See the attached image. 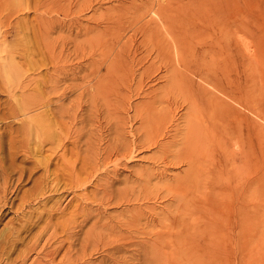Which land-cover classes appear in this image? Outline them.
Segmentation results:
<instances>
[{"label":"rangeland","instance_id":"rangeland-1","mask_svg":"<svg viewBox=\"0 0 264 264\" xmlns=\"http://www.w3.org/2000/svg\"><path fill=\"white\" fill-rule=\"evenodd\" d=\"M54 2L1 0L0 264H71L69 244L77 262L108 260L98 227L125 207L129 264H264V139L251 126L264 135V0ZM119 119L127 145L142 144L132 158L64 182ZM114 168L116 201L94 202ZM82 202L102 220L72 229Z\"/></svg>","mask_w":264,"mask_h":264},{"label":"bare ground","instance_id":"bare-ground-1","mask_svg":"<svg viewBox=\"0 0 264 264\" xmlns=\"http://www.w3.org/2000/svg\"><path fill=\"white\" fill-rule=\"evenodd\" d=\"M52 1H54V0H52ZM57 1H59V0H55V2L57 3ZM54 2V3H55ZM70 2V1H69ZM1 12H3L2 11V8H1V0H0V14H1ZM4 13V12H3ZM6 16H7V14H6ZM3 17H5V15L3 16ZM8 17H9V15H8ZM14 36V35H13ZM52 58H51V61H52V65H53V67L55 68V72H58L59 71V66H58V61L60 60V57H58V56H54V55H52L51 56ZM62 61V60H61ZM63 62V61H62ZM61 66V65H60ZM62 68V67H61ZM74 69V68H73ZM79 70V69H78ZM60 72V71H59ZM58 72V73H59ZM62 72V71H61ZM71 72H73V71H71ZM77 72V71H76ZM63 73H65L66 75H67V71L65 70H63ZM59 75V74H58ZM61 75V74H60ZM73 75V74H72ZM65 76V75H64ZM64 76H62V77H64ZM61 77V78H62ZM53 80H57L58 81V76H54V78H52ZM51 79V80H52ZM97 86V85H96ZM98 87V86H97ZM95 88V87H94ZM63 95V94H62ZM62 105V104H61ZM63 106V105H62ZM62 106H60V107H62ZM59 107V108H60ZM59 108L57 107V109L59 110ZM63 108V107H62ZM122 109H123V107H122ZM65 110V109H64ZM72 119V118H71ZM119 121V124H122V125H119V126H121V130L119 129V136H117L116 138H115V141L113 142V143H111V144H107L105 147H103V148H101L100 149V151L98 152V151H96L93 147H89L88 149H87V153H88V155H91L92 157H89L88 156V166L87 167H82V166H80L78 169H77V171L75 170L76 168H74V166L72 165H70V166H66L67 168H64L63 170H62V172H60V173H62L61 174V176H63L62 178H60V179H62V180H64V182L65 181H68V183L69 182H73L74 183V186L76 185L77 186V182H79V184H83V183H85V181H84V178L86 179V177H84L83 179L81 178V175L80 174H82V173H85V174H87V173H91L92 171L93 172H96L98 169H100V167H102V165L104 166V164L105 163H107V162H109L111 159L110 158H112L113 157V155H120V156H123V157H130V159L132 158V156L131 155H134V154H132V151H131V148H135V147H140V145H142V144H140L139 142V140L137 139H135V140H133V143L131 144V146L129 147L128 145H127V139L126 138H124L123 137V135H125V134H123V131H125V129L124 128H126V126H125V124H124V122L122 121V120H118ZM118 121H116V123H115V129H116V131H118V129L117 128H119V127H117L118 126ZM117 124V125H116ZM124 125V126H123ZM126 125H127V123H126ZM251 126H253L252 128L254 129V132H255V136L256 135H259L258 137H261V139H264V137H262V136H264L263 134H262V136H261V132H260V128H257V126L255 125V123H252L251 124ZM122 128H123V131H122ZM49 130V129H48ZM129 131V130H128ZM264 131V130H263ZM253 132V133H254ZM77 133V132H76ZM78 133H79V131H78ZM78 133L77 134H75L76 136L78 135ZM81 133V132H80ZM264 133V132H263ZM79 136V135H78ZM126 136H127V134H126ZM129 136V135H128ZM145 136H143V138H144ZM139 138V137H138ZM143 138H139V139H143ZM78 139V138H77ZM256 139V138H255ZM74 140V139H73ZM80 140V139H79ZM131 140V139H130ZM144 141H145V139H143ZM74 141H76V140H74ZM113 141V140H112ZM129 141V140H128ZM77 142H78V140H77ZM100 143V142H99ZM110 143V142H109ZM130 143V142H129ZM157 143V145H161L162 143H160V142H156ZM165 145V144H164ZM87 146V145H86ZM95 146H97V145H95ZM100 146V145H99ZM162 146V145H161ZM166 146H168V145H166ZM165 146V147H166ZM138 147V148H139ZM164 147V146H163ZM165 147L164 148H162V149H164L165 150ZM161 148V147H160ZM94 149V150H93ZM98 149V148H97ZM162 149H160V150H162ZM166 151H169V150H166ZM165 151V152H166ZM134 152H135V150H134ZM133 152V153H134ZM179 152V151H178ZM177 152V153H178ZM163 153H164V151H163ZM162 153V155H166V153H164L163 154ZM172 153V152H171ZM79 155V154H78ZM77 155V156H78ZM164 155V156H165ZM65 156V155H64ZM161 157H163V156H161ZM167 158H169V157H167ZM240 158V157H239ZM244 158V157H243ZM62 159H64V158H62ZM110 159V160H109ZM65 160V159H64ZM124 160V159H123ZM128 160H129V158H128ZM168 161H170V160H168ZM191 161V160H190ZM75 162V161H74ZM174 162V161H173ZM167 163V162H166ZM187 164L188 163H190L189 161L188 162H186ZM191 163H192V166H193V162L191 161ZM168 164V163H167ZM166 164V165H167ZM170 165V164H169ZM169 165H167L166 167H168ZM191 165V164H190ZM157 166V165H156ZM164 166V165H163ZM75 167H76V165H75ZM123 167H127L126 166V164H123ZM122 167V168H123ZM157 168V167H156ZM102 169V168H101ZM104 169V168H103ZM102 169V170H103ZM115 169V168H114ZM158 169H160V168H158ZM162 169V168H161ZM151 170H152V168H151ZM150 170V171H151ZM154 170V169H153ZM61 171V170H60ZM99 171H101V170H99ZM107 171V170H106ZM136 171V170H135ZM142 171V170H141ZM147 171V170H146ZM157 171V170H156ZM159 171V170H158ZM92 172V173H93ZM116 169L115 170H113V175L111 176V178L109 179V181H106V184L105 185H99V188H100V191H98L97 193H96V196H93V201L94 202H96V201H98L99 203H105L106 205L108 204H110V201L111 202H115L116 201V199H115V201L113 200L112 201V199L111 198H113V196L115 195V194H113L114 192V188H113V191H112V189H111V186L114 184L113 182H114V180L116 179ZM155 172V171H154ZM161 173H162V171H160ZM168 172V171H167ZM187 172V171H186ZM186 172L184 173V174H186ZM99 173V172H98ZM147 173V172H146ZM153 172L151 171L150 172V174H152ZM156 173V172H155ZM159 173V172H158ZM195 173V172H194ZM118 174V173H117ZM160 174V173H159ZM164 174H165V172H164ZM191 174H193V172L191 173ZM89 175H91V174H89ZM88 175V176H89ZM109 175V174H108ZM111 175V174H110ZM147 175V174H146ZM155 175V174H154ZM187 175V174H186ZM60 176V175H59ZM97 176V175H96ZM90 177V176H89ZM101 177V176H100ZM108 177V176H107ZM147 177H148V175H147ZM151 177V176H150ZM190 177V175H188V177L187 178H189ZM88 178V177H87ZM142 180H143V182H145V180L146 179H144L143 177L141 178ZM149 179V178H148ZM119 180V179H118ZM149 181V180H148ZM116 182V181H115ZM58 183V182H57ZM71 183H69V184H71ZM142 183V182H141ZM44 184V183H43ZM133 184H134V182H133ZM143 184V183H142ZM145 184H147V183H145ZM53 185V184H52ZM66 185V184H65ZM136 185H138V184H136ZM139 185H140V183H139ZM36 186H38L37 184H36ZM148 186V185H147ZM112 187H114V185L112 186ZM139 189L141 188V187H144V185H142V186H137ZM55 189H59V188H56L55 187ZM118 190V189H117ZM117 190H115V191H117ZM121 193V197H123V194L124 193H127V192H125V190H123V194H122V191L120 192ZM131 193H132V191H131ZM98 194H99V196H98ZM116 194H118V196H119V191H118V193L116 192ZM97 196H98V198H97ZM126 196L127 195H125V198H126ZM96 197V198H95ZM99 197L101 198V199H99ZM146 197V196H145ZM85 198V197H84ZM118 198H120V197H118ZM135 198V197H134ZM82 200V199H81ZM86 199H84V201H85ZM90 200V199H89ZM92 200H90V201H92ZM121 200V199H120ZM119 200V201H120ZM139 200H140V198H139ZM90 201H87V202H90ZM118 201V203H120ZM124 201L126 202V201H129V199L127 198V199H124ZM57 202V201H56ZM81 202V201H80ZM83 203V202H82ZM82 203H76V205H77V207H76V209H79L78 211H77V214H76V216H79V217H81L82 219H81V221H77V219H76V216L73 218V217H71V228L73 229H76V228H80L81 226H82V223L83 222H86V221H89L90 219H93V225L94 224H96L97 222H99L100 220H102L101 218V216L102 215H100L99 213H98V211H97V213L96 214H93L92 212H90L91 210H90V208L89 209H87V206H86V204H82ZM140 203V202H139ZM58 204V203H57ZM56 204V205H57ZM117 204V203H116ZM57 206H59V205H57ZM144 206V205H143ZM143 206H141V207H143ZM137 207V206H136ZM128 208H130V207H125L124 209H126V211L125 212H127L128 214L129 213H132V215H134L133 213H135V211H132L131 210V212L129 211L128 212ZM131 208H135V207H131ZM151 208V207H150ZM63 209V208H62ZM123 209V210H124ZM135 209H137V208H135ZM147 209V208H146ZM99 210V209H98ZM130 210V209H129ZM139 210H141V209H139ZM92 211H94V209L92 210ZM144 211V210H143ZM121 212V211H120ZM124 212V215L122 214V212L120 213L121 215H117V217L119 216L120 217V219H119V217L117 218V219H115V221L114 220H112V218H110V217H107V218H109V220H107V218H106V216L104 217L106 220H104V222L103 223H101L100 225H99V229L102 231V232H98V234L100 235V236H102L103 237V239H101L100 237H98V239H99V243H101L102 244V247L104 248V249H106L107 248V250H106V256H107V259L108 260H105L104 259V261H100V262H98V263H93L94 261H90V262H92V263H89V261H86V263L87 264H129V260H130V258L132 257V252H131V244L133 243V241H132V238L135 236L134 235V233H132V228L136 225V223H134V225H132L133 227H131V224H133V222L131 223V221H134L135 222V220L133 219V220H128L127 218H128V216L126 215V217L127 218H123L122 217V219H121V216H124L125 217V213ZM140 213H142L141 211H139ZM147 212H148V210H147ZM91 213L94 215H91ZM136 213L138 214V212L136 211ZM143 213H145V212H143ZM153 213V212H152ZM109 214V213H108ZM136 214V215H137ZM146 214V213H145ZM131 214H129V216H130ZM144 215V214H143ZM154 215V214H153ZM115 216V215H114ZM149 216V215H148ZM134 218H137V220L139 219V217L140 216H133ZM144 217H146V215H144ZM151 217V216H150ZM103 218V219H104ZM129 218H131V216L129 217ZM143 217L141 216V218L138 220V221H140V222H142L141 221V219H142ZM152 218V217H151ZM148 219H149V217H148ZM147 219V221H149ZM70 220V219H69ZM151 221V220H150ZM70 222H68V223H70ZM140 222H138V223H140ZM143 223H146V222H143ZM148 223V222H147ZM104 224V225H103ZM62 225V224H61ZM140 226V225H139ZM95 228V227H94ZM137 227L135 226V228H133V230L134 229H136ZM139 230H141V229H139ZM139 230H135V233H140L142 236H144L143 238H142V240L141 241H139L140 243H145V242H148V238L147 237H145L146 235V231L144 230H141L142 232H140ZM104 231V232H103ZM72 232V231H71ZM74 232V231H73ZM134 232V231H133ZM103 233H104V235H103ZM68 233L66 232V234H65V238H68V237H72L71 235L73 234L74 235V233H70V234H68ZM139 234V235H140ZM55 233L53 232L52 233V236H51V239L53 240V241H55L53 238L55 237ZM134 235V236H133ZM139 235H138V237H139ZM75 236V235H74ZM97 236V235H96ZM57 237V236H56ZM55 237V238H56ZM64 237V236H63ZM159 236L157 235V233H154V232H152V234H151V236H150V238H152V240L154 241L155 239H157ZM141 238V237H140ZM139 238V239H140ZM50 239V240H51ZM57 239V238H56ZM93 239H94V237H93ZM97 239V238H96ZM133 239H137V237L136 238H133ZM138 240V239H137ZM63 240H59V242L58 243H61ZM135 241V240H134ZM50 242V241H49ZM56 243H54V245H53V247H51L50 248V246L48 247V250L45 248V250L43 251V253H44V255H46V256H49V259L50 260H53V255L55 254V252L57 251V249L58 248H61L63 245H55ZM94 244H97V242H95ZM51 245V244H50ZM85 245V244H84ZM83 246V245H82ZM99 247V246H98ZM50 248V249H49ZM72 250V245L71 244H69V246H67V248H66V251H65V254H64V257L66 258V261L67 262H70L71 264H86L85 263V261L83 262V263H81L80 261L79 262H77V261H75L74 259H72V258H74V257H76L77 255H75V256H73V254H70V251ZM95 250V249H94ZM98 252V251H97ZM78 257H79V259L82 261V257L83 256H79L78 255ZM78 259V260H79ZM103 260V259H102ZM62 264H64V263H62Z\"/></svg>","mask_w":264,"mask_h":264}]
</instances>
